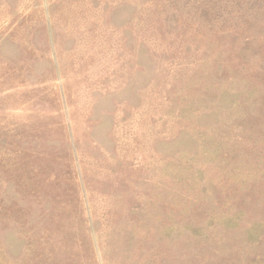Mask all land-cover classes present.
I'll return each instance as SVG.
<instances>
[{"label": "rangeland", "instance_id": "obj_1", "mask_svg": "<svg viewBox=\"0 0 264 264\" xmlns=\"http://www.w3.org/2000/svg\"><path fill=\"white\" fill-rule=\"evenodd\" d=\"M0 264H264V0H0Z\"/></svg>", "mask_w": 264, "mask_h": 264}]
</instances>
